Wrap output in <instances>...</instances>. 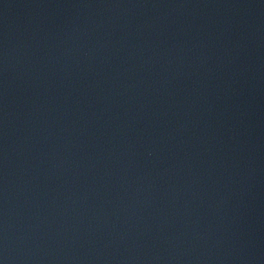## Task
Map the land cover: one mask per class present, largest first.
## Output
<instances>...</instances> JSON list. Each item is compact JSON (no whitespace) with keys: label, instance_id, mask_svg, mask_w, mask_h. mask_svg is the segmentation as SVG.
I'll list each match as a JSON object with an SVG mask.
<instances>
[{"label":"water","instance_id":"water-1","mask_svg":"<svg viewBox=\"0 0 264 264\" xmlns=\"http://www.w3.org/2000/svg\"><path fill=\"white\" fill-rule=\"evenodd\" d=\"M0 264H264V0H0Z\"/></svg>","mask_w":264,"mask_h":264}]
</instances>
